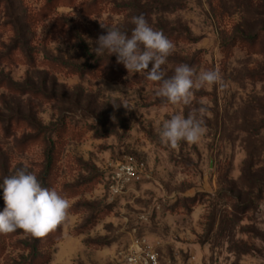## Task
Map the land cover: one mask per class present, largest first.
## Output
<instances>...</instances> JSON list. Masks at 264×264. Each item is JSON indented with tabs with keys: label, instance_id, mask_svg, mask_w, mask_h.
<instances>
[{
	"label": "rangeland",
	"instance_id": "374dc122",
	"mask_svg": "<svg viewBox=\"0 0 264 264\" xmlns=\"http://www.w3.org/2000/svg\"><path fill=\"white\" fill-rule=\"evenodd\" d=\"M139 15L175 45L165 78L188 64L226 88L166 104L146 73L91 50ZM201 101V140L162 144V122ZM120 164L135 175L118 182ZM24 166L69 214L42 238L0 234V264H119L140 248L160 264H264V0H0V183Z\"/></svg>",
	"mask_w": 264,
	"mask_h": 264
},
{
	"label": "clouds",
	"instance_id": "9594fccd",
	"mask_svg": "<svg viewBox=\"0 0 264 264\" xmlns=\"http://www.w3.org/2000/svg\"><path fill=\"white\" fill-rule=\"evenodd\" d=\"M131 23L135 27L131 35L119 28H106L107 34L95 41L97 47L91 50L97 56L105 51L116 54L117 62L122 63L128 73H146V79L159 85L156 96L166 104L190 106L195 92L206 87L218 86L221 90L226 84L217 69L201 70L188 64L175 67L174 74L165 78L162 66L174 52L175 45L162 31L151 27L143 15L134 16ZM102 28H105L101 25ZM89 44L93 42L89 39ZM151 69L149 70V64ZM198 109H193L185 118L174 114L159 126L160 142L172 149L179 147L181 141L195 144L206 134L204 115L207 107L203 101ZM114 106L119 107L116 103ZM131 110L127 103L122 104ZM115 120V117H113ZM5 207L0 211V234H11L21 230L25 236L45 237L57 229L68 218L70 203L54 188L43 187L37 176L21 167L14 174L6 176L0 183ZM264 212V202L259 205Z\"/></svg>",
	"mask_w": 264,
	"mask_h": 264
},
{
	"label": "built area",
	"instance_id": "2783aa9c",
	"mask_svg": "<svg viewBox=\"0 0 264 264\" xmlns=\"http://www.w3.org/2000/svg\"><path fill=\"white\" fill-rule=\"evenodd\" d=\"M134 168L131 164H120L115 172L114 179L119 182L132 178L135 175ZM119 264H160V260L156 252L140 248L126 254Z\"/></svg>",
	"mask_w": 264,
	"mask_h": 264
},
{
	"label": "trees",
	"instance_id": "16d2710c",
	"mask_svg": "<svg viewBox=\"0 0 264 264\" xmlns=\"http://www.w3.org/2000/svg\"><path fill=\"white\" fill-rule=\"evenodd\" d=\"M82 51V55L87 59L88 64L87 65H93V63L91 62V54L89 52H87V50L84 48H80ZM90 56V59L88 58ZM63 65H79V64H69V63H63Z\"/></svg>",
	"mask_w": 264,
	"mask_h": 264
}]
</instances>
